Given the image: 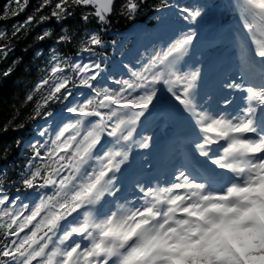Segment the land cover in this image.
<instances>
[{"label": "snow or ice", "instance_id": "obj_1", "mask_svg": "<svg viewBox=\"0 0 264 264\" xmlns=\"http://www.w3.org/2000/svg\"><path fill=\"white\" fill-rule=\"evenodd\" d=\"M13 2L12 15H18L29 0ZM115 3L42 0L10 35L0 30V41L27 33L37 21L66 20L78 7L92 9L81 13L84 24L95 18L106 26ZM142 3L124 0L120 11L135 16ZM45 7L50 14L39 15ZM235 8L245 37V71L227 85L244 94V106L236 109L227 98L201 100L198 71H182L192 31L140 68H129V78L115 80V89L101 86L100 62H79L53 50L47 75L34 90L46 89L33 118L61 101L68 102L63 111L70 118L61 116L56 127L38 132L48 138L32 146L20 181L34 199L10 196L0 184V264H264V0H236ZM182 12L185 20L201 16L199 8ZM51 35L46 30L38 39ZM56 42L72 44L76 34L65 28ZM79 44L80 51L96 55L104 41L99 30H86ZM10 49V43L0 42V58ZM12 71L9 67L0 75ZM160 83L192 121L195 150L213 167L200 172L185 166L156 186L138 184L139 197L129 206L116 200L121 191L117 174L133 144L148 147L149 137L137 142L134 134L154 105ZM78 88L88 94L73 100Z\"/></svg>", "mask_w": 264, "mask_h": 264}, {"label": "trees", "instance_id": "obj_2", "mask_svg": "<svg viewBox=\"0 0 264 264\" xmlns=\"http://www.w3.org/2000/svg\"><path fill=\"white\" fill-rule=\"evenodd\" d=\"M41 2L42 0H29L23 11L19 12L18 15H12V12L17 10V5L13 0H0V30H4L10 35L15 25L23 23L29 15L35 14V10ZM123 2L124 0H116V11L109 17L106 26H101L95 18L90 19L88 24H84L80 19L81 13L92 11V9L78 7L74 9L75 14L66 20L58 22L52 18L43 22L37 21L30 26L27 33L22 31L10 41H0L11 44V49L6 58H0V73L9 67L13 69L7 77L0 75V184L5 187L9 195L18 193L22 196V194L34 193L32 190L25 189L20 182L22 175L27 171L25 165L32 156V146L37 141L43 143L48 138L40 137L38 134L40 129L48 127L50 123L48 119L51 117L45 113L51 112L54 116L59 109H63L68 103L65 101L51 103L42 110L39 116L33 118L36 102L46 89L41 92H34V90L47 75L53 50H57L79 62H85V55L90 56V62H100L103 69L102 73H105L106 79L110 80L109 85L114 87L116 86L115 80H119L120 76L124 75L119 68L112 71L114 62L118 61L122 65L129 63L128 67H130L131 62L139 61L138 59L128 61L125 58L133 42V37L129 36L130 31L137 26L152 27L158 23L159 11L169 7L173 2L189 5V2L184 0H143L138 13L129 17L120 11V5ZM206 6L207 4L202 2H198L194 6L193 9L199 8L201 11V16L198 19L203 21L208 18L219 19V10L223 9V5L221 3L216 4L212 11H207ZM50 11V7H45L39 15L47 16ZM5 13H7V18H5ZM65 28L75 32L76 42L72 44H58L56 42V37L61 35ZM46 30L51 31V37L44 40L38 39V36ZM86 30H99L101 32L104 44L103 46H96V55L80 51L79 40L85 36ZM141 66L135 67L134 65V68ZM101 86H105V82L101 81ZM76 90L73 89L74 94ZM29 95L34 96L32 101L27 99ZM5 150H7L6 156L3 155Z\"/></svg>", "mask_w": 264, "mask_h": 264}, {"label": "rangeland", "instance_id": "obj_3", "mask_svg": "<svg viewBox=\"0 0 264 264\" xmlns=\"http://www.w3.org/2000/svg\"><path fill=\"white\" fill-rule=\"evenodd\" d=\"M214 2L215 0H210ZM235 3L233 2L230 6H228L227 11L223 14V18L221 19V23L218 27L210 26L208 32L196 30L194 31V39L201 36H207L210 37L212 35H216L220 32V29L223 25V23L228 20L231 16L239 15L238 11L235 8ZM172 9L176 10V7H172ZM180 14L182 12L178 11ZM159 19L162 21L164 26L167 27H174L176 25H184L186 22H190L191 20H180L179 17H172L168 16L164 13L159 15ZM231 20V19H230ZM181 21V22H180ZM229 25V28H236L239 30L242 36L244 30L241 27V23L237 24H230V21H227L226 23ZM170 25V26H169ZM228 28V29H229ZM164 27H155L151 31H146L144 29H137L133 36L135 37L134 40V46L135 48H140V54L143 58H146L149 55H154L157 52H159V48L162 44L166 42L170 37L173 39L176 38V35L180 30L174 29L169 30L171 33L169 35V38L166 36H162L160 39L155 40V36H152L151 32H156L157 34L160 33ZM194 41V40H193ZM193 46V43L190 47ZM232 49L228 48V46L221 45L219 48H209V49H197L196 51H193L191 48H189L187 55L183 58L181 62L182 71L184 72H191V71H198L199 76L196 82V90L199 94V97L201 100H205L208 97H211L214 101H222L223 99L227 98L229 99V96L219 94L213 91L212 94L208 93L207 85L211 82V80H214L217 76H214L213 73H210L208 70H205V66H211L210 62L215 59L218 55L221 53H228L231 52ZM85 60L87 62L90 61V56H85ZM183 62L186 63L185 68H183ZM231 72H227L223 75H221L218 78V83H222V90H226L228 87L227 85L230 82H227L230 78L229 75ZM104 76H102V79ZM233 81V78L231 79V82ZM83 92L85 95L88 94L86 89H80L77 91V93L72 98L73 100H82L84 97L80 95V93ZM152 110V111H151ZM151 113H146L144 117H142L140 123L137 126V131H143L145 132L144 136L151 137L153 139V142H151L149 145V150L145 148H141L136 146L134 150L138 152L140 149H142L137 155H134V157H130L126 163V165L122 168V172L124 175V178L128 177L132 173H138L139 169L141 167H149V161L151 159L150 152L155 150L156 145H158L162 140H164L166 134L173 130L174 132L177 131L178 136L181 134H185L187 132H193L194 131V125L192 121L185 122V126L180 127L183 119L185 117H188L186 113H184L181 109V106L177 101L174 100V98L171 97V94L167 91L164 97H162L159 101H155L153 106H150ZM173 114V115H172ZM64 117L65 119L70 118V114L66 113L65 111H62L59 116L55 119L52 128L56 127L57 124L60 122L59 118ZM189 118V117H188ZM145 130V131H144ZM158 140V141H157ZM106 144L108 143V138L104 141ZM144 150V151H143ZM210 163V161H209ZM177 169H181V165H175L173 168V172L175 173ZM118 176V175H117ZM168 179H171L172 176L168 174L166 176ZM141 184H144L142 182ZM121 189V191L124 192V194L127 196V198L119 199V203H125L128 202L129 206L133 203H135L139 197V194L136 192L135 189H129L130 185L124 186L123 180L118 176V185ZM120 191V192H121ZM130 193H133V197H130ZM29 199H34L35 195L33 196H26ZM24 198H21V200H24Z\"/></svg>", "mask_w": 264, "mask_h": 264}, {"label": "bare ground", "instance_id": "obj_4", "mask_svg": "<svg viewBox=\"0 0 264 264\" xmlns=\"http://www.w3.org/2000/svg\"><path fill=\"white\" fill-rule=\"evenodd\" d=\"M234 17H232L233 19ZM236 18L239 20V15H236ZM240 23V20H239ZM223 29H226L223 27ZM230 33H226L224 30L219 32V36H221L224 39H227L225 42L229 43L230 46H232L233 51L231 53L225 54L222 53L219 56L216 57V59L213 61V65L215 66V74L219 75L223 69L225 68H232L235 72L238 73L237 76L242 75V73L245 71L244 67L241 64V50L243 47H245V37L241 35L239 30L237 31L236 28H229ZM239 32V33H238ZM249 47L251 45H248ZM215 82L211 81L209 87H213V84ZM226 93H232V89H227L225 91ZM233 97L235 99H232V109H236L237 107H243V97L237 96V90L233 91ZM189 118H186L188 120ZM182 142V141H181ZM156 151L153 152L152 157L154 158L151 162V168L150 169H157V171H161V169L167 167L164 163L166 159L171 158L172 148L171 145H161L158 146ZM178 157V156H177ZM160 158V159H158ZM182 162V164L186 165L188 169H190V164L192 161H200L205 166L204 169L211 168L213 166H210L208 161H205L204 158L200 157L199 154L195 150V145L186 146L184 149V153L179 155V159L176 162ZM173 163L175 160L172 161ZM168 168V167H167Z\"/></svg>", "mask_w": 264, "mask_h": 264}]
</instances>
